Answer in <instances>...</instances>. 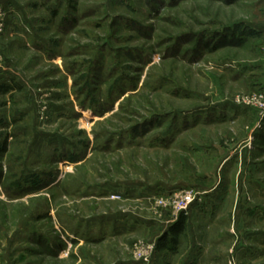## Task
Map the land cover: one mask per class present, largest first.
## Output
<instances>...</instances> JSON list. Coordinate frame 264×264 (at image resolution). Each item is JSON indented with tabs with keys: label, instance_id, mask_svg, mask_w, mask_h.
Returning a JSON list of instances; mask_svg holds the SVG:
<instances>
[{
	"label": "rangeland",
	"instance_id": "374dc122",
	"mask_svg": "<svg viewBox=\"0 0 264 264\" xmlns=\"http://www.w3.org/2000/svg\"><path fill=\"white\" fill-rule=\"evenodd\" d=\"M0 10V264H264V0Z\"/></svg>",
	"mask_w": 264,
	"mask_h": 264
},
{
	"label": "trees",
	"instance_id": "16d2710c",
	"mask_svg": "<svg viewBox=\"0 0 264 264\" xmlns=\"http://www.w3.org/2000/svg\"><path fill=\"white\" fill-rule=\"evenodd\" d=\"M14 89V85L7 84L5 82L0 83V94H8ZM7 142L4 141L3 144L0 146V153L5 154L7 150ZM185 217L184 215H180L178 220L171 225V227L164 232L158 239H157V248H165L170 252H175L178 244V236L183 232L185 226Z\"/></svg>",
	"mask_w": 264,
	"mask_h": 264
},
{
	"label": "built area",
	"instance_id": "2783aa9c",
	"mask_svg": "<svg viewBox=\"0 0 264 264\" xmlns=\"http://www.w3.org/2000/svg\"><path fill=\"white\" fill-rule=\"evenodd\" d=\"M4 14L5 13L0 10V34L2 33L4 29L3 28ZM3 69H4L3 59L1 58V55H0V71H3ZM255 103L259 107L261 113L264 114V101L263 102L255 101ZM182 194L183 195L175 197V199L172 201L171 208L176 215L179 214L180 212H186V209L189 207L191 203L194 202L196 198V194H193L192 192L186 191L185 193H182ZM160 203H163V201L160 200Z\"/></svg>",
	"mask_w": 264,
	"mask_h": 264
},
{
	"label": "crops",
	"instance_id": "0c3cea01",
	"mask_svg": "<svg viewBox=\"0 0 264 264\" xmlns=\"http://www.w3.org/2000/svg\"><path fill=\"white\" fill-rule=\"evenodd\" d=\"M2 74H1V76H0V83H2V81H4V79L3 80H1L2 78ZM188 223H190V220L188 221ZM188 261H191V259H189Z\"/></svg>",
	"mask_w": 264,
	"mask_h": 264
}]
</instances>
